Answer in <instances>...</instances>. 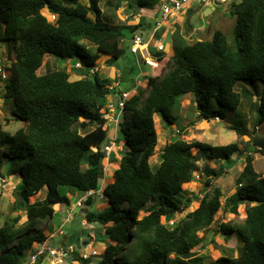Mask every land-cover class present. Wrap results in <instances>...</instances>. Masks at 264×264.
I'll use <instances>...</instances> for the list:
<instances>
[{
  "label": "trees",
  "instance_id": "trees-1",
  "mask_svg": "<svg viewBox=\"0 0 264 264\" xmlns=\"http://www.w3.org/2000/svg\"><path fill=\"white\" fill-rule=\"evenodd\" d=\"M161 2L130 0L128 7L152 10ZM43 10L55 20L49 22ZM228 15L234 20L230 35L216 30L210 40L191 44L175 38L181 42L175 53L160 59L158 68H151L146 78L149 90L139 87L125 102L116 141L123 142L125 152L120 159L110 156V163L117 164L114 181L103 187L101 195L108 205L97 211L92 207L98 204L96 191L105 178L103 149L109 144L104 115L108 100L117 92L90 71L100 55L110 56L112 65L122 59L124 30L132 38L151 25L143 19L134 26L105 22L98 0H0V42L13 43L15 53L4 99L13 102V116L26 123L14 135L0 139L7 144L4 157L18 164L23 183L10 207L13 217L0 226V264H23L36 243L48 240L40 222L53 217L56 205H69V197L62 196L60 188L93 192L84 201V219L101 225L104 235L97 241H110L100 256L81 264H264V175L254 170L249 145L236 178L237 189L223 203L222 191L212 185L222 168L201 170L198 163L202 158L227 163L234 154L242 157L236 143L213 146L177 139L162 147L158 165L150 164L158 140L155 118L176 126L185 95L194 97L203 119H223L222 111L208 106L213 102L234 112L242 95L248 101L253 97L244 87L236 92L235 86L246 82L256 88L260 81L259 101L252 104L254 128L264 123V0H233ZM89 46L95 47L96 55L89 54ZM45 56L76 59L89 76L71 81L72 73L66 68L38 75ZM164 68H168L166 73L159 77ZM86 129L91 130L81 134ZM233 130L239 136L248 133L236 126ZM253 143L256 149L251 152L264 155V143ZM199 172L206 178L209 193L179 223L172 227L161 223L162 217L171 220L198 199L196 195L184 199L182 186ZM44 187L45 198L31 203L30 198ZM240 205L244 206V221L220 227L225 241L238 237L241 245L236 257L221 254L211 260L195 254L193 250L202 242L197 233L208 229L219 211L236 215ZM143 209L146 215L138 218ZM23 216L26 220L20 223ZM47 258L35 264H44Z\"/></svg>",
  "mask_w": 264,
  "mask_h": 264
},
{
  "label": "rangeland",
  "instance_id": "rangeland-1",
  "mask_svg": "<svg viewBox=\"0 0 264 264\" xmlns=\"http://www.w3.org/2000/svg\"><path fill=\"white\" fill-rule=\"evenodd\" d=\"M129 1L130 0H98L102 18L104 19L103 21L110 22L111 24H116L119 26H134L143 19L146 25H151V28L156 26L158 29L154 35L152 43L147 48L148 55H151L150 58H159L160 56H170L171 58V54H174L176 51L175 46L177 44H180V41H182L183 43L191 44L197 40H210L214 31L216 30H220L227 35H230L231 29L234 24V20L228 15L230 5L226 4L229 1L225 3V8H222V6L215 8L212 5V7L214 8V13L211 18L206 17L208 14L202 13V8L200 6L197 7L195 5L193 7V5L189 4L184 8V13H180L178 18H176L175 15L172 16V14L166 19L163 18L162 2L161 4L156 5L152 10H137L133 4L132 8L128 7ZM238 1L239 0H236V2ZM225 11H227V13H225ZM42 13L45 17H47L49 22L55 20L54 17L47 14L46 10H43ZM172 20L177 21L175 24H173V27L171 25ZM151 28L144 29V31H142L144 32L145 36L147 33L149 34V36L151 35ZM171 29H175L174 34H169V31H171ZM123 32L126 37L121 42V48L125 50V54L123 55L122 59L117 61V65H112V63H110V56L100 55L95 64L96 72L100 78L105 79L110 84H113L114 81H118L120 79H122L123 81L127 80L129 74L134 78L137 77L140 82H143L145 80V77H142V75L150 74L153 70H151L150 67L144 64H138L137 57L131 54L129 50L130 32L129 30H124ZM149 36H146L144 40L147 41L149 39ZM172 36H174L173 42L171 41ZM175 38H180V41L175 42L177 40ZM159 43L165 45L166 53L157 52L156 48ZM2 44V47L5 48L6 52H14L13 43L6 41ZM88 52L92 56L96 55L95 47L89 46ZM47 58L48 57L45 56L44 62ZM56 61L58 65L55 64ZM48 62L53 63V67L48 68L49 70H57L63 68L69 70L70 68V72L72 73L70 77L71 81L79 80V78H82L86 75L89 76V71L83 73L82 75L80 70L74 68V65L77 63L76 59L67 60L65 62L57 60L54 57H50V60H48ZM164 62H167V59H165ZM167 69L168 68H164L163 70H161L163 71V73H160L159 77H162L166 73ZM92 70L90 71V74L93 72ZM44 71L45 70L42 67L40 70H37V74L43 75ZM119 71L122 72L121 76L120 74H118ZM158 74L155 73V75L157 76ZM251 84L252 83L239 82L235 86L236 92H240L241 88L244 87L253 94L251 101H248L247 98L242 95L241 104L236 111L231 112L229 110L219 108V106H217L213 102L212 105L208 106L209 110L222 111V113L224 114L223 119H203L201 116H199V111L196 109V101L192 95H185L181 98L180 109L178 112L180 120L176 126H166L162 121H160V119H158V117H156L155 122L157 125L158 140L154 155L150 162L151 166H156L159 164L160 159L158 158V155L162 147L165 144L173 142L177 139H181L188 143L199 141L208 143L213 146L236 143L238 147L243 151L242 157H237V154H234L231 157V162L229 161L227 163L216 162L202 158L198 163L201 170L205 166H208L210 169H214L216 171L220 167L222 168V175L217 179H213L212 185L214 187H219L222 191L223 197L221 198V203H223L225 198L235 193L237 189L236 178L243 170L244 155L250 151L246 149V145H249L251 147V151L252 149L254 151L256 147L254 146L253 142L258 143L259 145L261 143H264V123L254 128L256 114L252 106L254 102L258 103L259 101V97L261 94L260 88L262 90V83L260 81H257L256 84L258 85L256 86V88H251ZM123 86L124 85L122 84L120 86H115V89L119 90L120 88H124ZM125 86L129 85L125 83ZM141 87L149 90V87L146 86V82H144ZM113 99H115V96L112 94L109 100L112 101ZM0 106V139L6 138L7 136H12L18 130L25 128L26 123L13 116V102L10 99L3 98L0 101ZM107 107L108 109L110 108L109 105H107ZM233 126L244 129L248 131V133L244 136H239L233 130ZM180 128L184 129L180 133H176L175 130H179ZM90 130L91 129L80 130V132L81 134H84ZM107 135L109 138V142L115 144V147H112L111 149L110 156L113 159H120L125 152V148L122 144L123 142H116V139H120L118 127L116 128L113 123H109L107 125ZM6 148L7 144H1L0 142V176L4 177L7 180L6 183H1L0 185V226L4 224V221L8 217H13V214L10 211V207L14 201V197H16V193L20 192L23 189V183L18 172V164L12 165V163L9 162L3 155V151L6 150ZM251 151L250 153L253 157L254 170L256 171V173L262 176L264 175V155ZM192 152L195 153V150L193 149ZM109 160L108 158H105L104 160V169L106 170V173H108V177L106 178L105 176V178L102 179L103 181H101L100 185L98 186V190L96 191L95 195L98 200V204L96 207H92L97 211L105 208L104 203L107 202L101 195L103 187H105L108 183H112V181H114L112 175L115 168L117 167V164H111ZM197 176H199V179H197ZM205 179L206 178L202 174V172H199L193 177V180L191 182L184 184L182 186V189L185 192L184 199L188 197L191 198V195H196L198 199L193 200L189 207L183 213L175 215L171 220L165 221V218L162 217L161 223H167L168 226L170 225L172 227V224H177L182 219H184L186 213L195 210L198 207L203 195L209 193L210 191L209 188L204 186ZM14 188L16 190H13ZM59 193L62 196L69 197L70 203L69 205H57L56 209L58 210L60 208H65L66 210L56 212L52 218L43 220L40 222V224L44 226L48 225V228L50 229L46 228L47 234L50 235L52 231L56 232V235L54 237L48 239L49 246H53V248H63L59 243L60 240H62L65 241L66 246L70 245L72 247V250L74 251V260H72V257L67 258V264H81V254L86 251L84 250L83 245L78 244V238H80L83 234H89L91 232V229L82 224L83 214L81 209L76 206V203L82 197V194L77 191L71 192L67 188H60ZM45 196L46 188L44 187L37 195L30 198V202L32 203L37 200H42L45 198ZM69 206H74V208L71 210ZM148 206L149 205H147L146 207ZM81 207H83V209L86 208L85 204L83 203ZM72 212H74V214H72ZM66 213L72 215L73 221H66ZM146 213L147 212L145 209L141 210L139 212L138 218L144 217ZM244 219L245 213L243 205H240L238 207V213L236 215L228 214L224 211H219L214 217V222L212 223V225L208 229L199 231L197 233L199 237H202V242L193 250L195 254L205 256L207 259L211 260L217 259L219 256H221V254H229L232 257H236V249L241 245L238 241V237L232 236L231 239L225 241L220 227L221 224H241ZM25 220L26 219L23 216L20 220V223H24ZM60 224L62 225V228L59 227ZM96 224V228H98L96 230L97 238L99 239V237H101L99 235L101 233L102 235L104 234L102 230H99V224ZM60 228L66 234L65 237L58 236V229ZM92 232L95 231L92 230ZM102 237L104 238L105 236ZM97 243L98 245L94 249L97 250L99 254L98 256H100L101 249H99L98 247H104L106 242L97 241ZM75 257H78V259Z\"/></svg>",
  "mask_w": 264,
  "mask_h": 264
},
{
  "label": "built area",
  "instance_id": "built-area-1",
  "mask_svg": "<svg viewBox=\"0 0 264 264\" xmlns=\"http://www.w3.org/2000/svg\"><path fill=\"white\" fill-rule=\"evenodd\" d=\"M194 1H199L205 5H219V4H224L229 0H164L162 4L163 18L165 19L171 14L180 13L187 5H189L191 2ZM156 30L157 28H154L151 35L150 36L148 35L149 39L148 42L145 44H144L143 35L135 34L131 39L130 53L137 55L138 51H140L142 47L146 49L149 46V43L153 40ZM163 50H164L163 45L159 44L157 46V51H163ZM13 60H14L13 54L11 55V52H6L5 49L0 46V101L2 100V97L6 91V87L10 77L8 69L11 67ZM145 62L147 65L150 66L155 65L153 61L148 59H146ZM74 67L76 69H82L81 65L78 63ZM130 95L131 93L129 91L121 92V95L117 102V109L119 110V114L123 111L124 104L126 100L130 97ZM108 119L110 121H114L115 123H117L118 120V118L114 120L112 117H109ZM113 146H114L113 143H109L107 146L104 147V153L106 158H109ZM197 179H199V176H197ZM4 182L5 181L3 180V178L0 177V185L1 183ZM92 194L93 192H88L84 194L83 198L80 199L77 205L81 207L82 203L84 204V201L86 200L87 196ZM34 246H35L34 251L28 254L23 264H35L38 261V259H40L41 257L50 258L52 264H67L66 259L69 257L72 258L74 257V251L72 250V247L51 248L47 246L46 242L36 243ZM84 250L86 252L81 254V259L83 261L89 259L90 257H95L98 255L97 251L90 247V244L84 245Z\"/></svg>",
  "mask_w": 264,
  "mask_h": 264
},
{
  "label": "crops",
  "instance_id": "crops-1",
  "mask_svg": "<svg viewBox=\"0 0 264 264\" xmlns=\"http://www.w3.org/2000/svg\"><path fill=\"white\" fill-rule=\"evenodd\" d=\"M232 2V0H229V2L226 4V5H229V3H231ZM190 5H193V7L196 5L197 7H201L202 8V13H206V14H208L206 17H208V18H211V16H213V13H214V8L212 7V5H205V4H203V3H201V2H199V1H196V2H191L190 3ZM188 6V5H187ZM215 8H218V7H220V6H222V8H225V6L224 5H213ZM217 6V7H216ZM181 13H184V10L181 12ZM225 13H227V11H225ZM224 13V14H225ZM223 14V15H224ZM176 16V18H178V16L180 15V13H177V14H173L172 16ZM204 20V19H203ZM177 21L176 20H172V22H171V25H172V27H173V24H175ZM175 33V29H171V31H169V34H174ZM165 36H166V34H165ZM164 36V37H165ZM164 37H163V39H164ZM172 42L174 41V36H172V40H171ZM3 42H1V46H3V44H2ZM166 49V48H165ZM48 58L46 59V61L45 62H43V65L39 68V70L43 67L44 68V74L46 73V71L48 70V68H52L53 67V63H49L48 62V60H50V56H47ZM51 58H53V57H51ZM48 62V63H47ZM66 62V61H65ZM55 64L56 65H58V63H57V61L55 62ZM55 65V66H56ZM67 66V65H66ZM52 70H54V69H52ZM95 70H96V68H95ZM68 71H70V68H69V70ZM142 73V72H141ZM43 74V75H44ZM81 74H82V71H81ZM118 74H120V76H121V71H119V73ZM128 75V74H127ZM131 77V78H130ZM115 78V77H114ZM137 78V77H136ZM136 78H134L133 76H130V74L128 75V77H127V80H122V79H120V80H118V81H114V83L113 84H110L109 83V85H110V88L111 87H113L114 85L115 86H120L121 84L122 85H124L123 87L124 88H120L119 90H117L118 92H120L121 90H123V89H128V88H131L132 86H133V84L135 83V82H137V83H141L140 81H139V79H136ZM80 79V78H79ZM122 80V81H121ZM125 83H127L129 86H125ZM114 95V94H113ZM117 95L118 94H116V95H114L115 96V99H113L112 101H108V103H107V105H109L110 106V109L112 108V107H115L116 106V98H117ZM106 105V106H107ZM112 105H114V106H112ZM117 112V111H116ZM115 115H116V113H115ZM175 133V132H174ZM104 176H106V178L108 177V173H106V170H105V174H104ZM113 182V181H112ZM82 194V197L80 198V199H82L83 198V193H81ZM80 199L77 201V203H76V206L77 207H79L77 204L79 203V201H80ZM70 203V202H69ZM104 205H105V207L108 205L107 203H104ZM70 207V209L72 210L73 208H74V206H69ZM57 208V205L55 206V208H54V214L56 213V212H58V211H64V210H66L65 208H60V209H56ZM80 209H81V211L83 210V207H79ZM72 214H74V212H72ZM83 214V213H82ZM54 216V215H53ZM72 215H70L69 213H66V217H65V219H66V221L67 222H69V221H73L72 220ZM82 224L84 225V226H86V227H88L89 229H91V232L89 233V234H83L80 238H78V244L79 245H86V244H90V247L92 248V249H94L97 245H98V243H97V232H96V230L98 229V228H96L97 227V224L96 223H87V221L84 219V216H83V219H82ZM59 227H61L62 228V225L60 224L59 225ZM93 227H95V228H93ZM40 228H42L43 230H45L46 231V228H48V225L47 226H44V225H41L40 224ZM61 228L60 229H58V236H62V237H65L66 236V234L61 230ZM48 229H50V228H48ZM92 230L93 231H95V232H92ZM99 230H102V228H101V225H99ZM47 232V231H46ZM103 232V231H102ZM56 232H54V231H52L51 232V234L49 235V237H48V239L49 238H52V237H54L56 234H55ZM102 234V233H101ZM101 234L99 235V236H101ZM103 238V237H102ZM59 241V240H58ZM57 241V242H58ZM107 242H110L109 240H106V243ZM60 245H62V247H64V248H67V247H69V246H66L65 245V241H62V240H60ZM46 244H47V246H49L48 245V240L46 241ZM35 247V246H34ZM49 247H51V246H49ZM51 248H53V246L51 247ZM99 249H101V251L104 249V247H98ZM97 248V249H98ZM94 250H96V249H94ZM97 251V250H96ZM50 261H51V259L50 258H47V260H46V262H44V264H49L50 263Z\"/></svg>",
  "mask_w": 264,
  "mask_h": 264
},
{
  "label": "clouds",
  "instance_id": "clouds-1",
  "mask_svg": "<svg viewBox=\"0 0 264 264\" xmlns=\"http://www.w3.org/2000/svg\"><path fill=\"white\" fill-rule=\"evenodd\" d=\"M233 1V0H232ZM163 2H164V0H162V4H163ZM194 2H196V1H194ZM219 5H225V3L224 4H219ZM230 5V4H229ZM184 10V9H183ZM182 12V11H181ZM180 12V13H181ZM175 14H177V13H175ZM172 15V14H171ZM170 16V15H169ZM168 16V17H169ZM52 17H54V16H52ZM55 18V17H54ZM166 19V18H165ZM154 28H157L156 26H154V27H152L151 28V30L153 31V29ZM158 29V28H157ZM144 31V30H143ZM157 31V30H156ZM142 34L143 35V38H145L146 36H148L149 34L147 33L146 34V36L144 35V32H136L135 34ZM134 34V35H135ZM133 35V36H134ZM133 36H132V38H133ZM131 37H130V47H131V39H132ZM153 41V40H152ZM152 41L149 43V46H150V44L152 43ZM148 42V40L147 41H145L144 40V44L145 43H147ZM159 44H161V43H159ZM158 44V45H159ZM157 45V46H158ZM163 45V44H162ZM0 46H1V42H0ZM148 46V47H149ZM2 47V46H1ZM130 47H129V50H130ZM147 47V48H148ZM163 47H164V50L163 51H157V52H160V53H166L165 52V45H163ZM2 48H4V47H2ZM147 48L145 49V48H141V50L140 51H138V53H137V55H135L136 57H137V62H138V64L139 65H141V64H144V65H146V66H148V67H150V69L151 68H158L159 67V61H160V59H162L163 58V56L161 57H159V58H156V57H154V58H150V56L148 55V53H147ZM5 49V48H4ZM156 50H157V48H156ZM12 54H14V59H15V53L14 52H11ZM134 55V54H133ZM146 59H148V60H151V61H153L154 63H155V65L154 66H150V65H147L146 64ZM120 60V59H119ZM14 61V60H13ZM77 64V63H76ZM75 64V65H76ZM79 64V63H78ZM74 65V66H75ZM81 65V64H80ZM82 67V66H81ZM75 68V67H74ZM76 69V68H75ZM78 70H80V71H82V75H83V72H84V68L82 67V69H78ZM93 72H96V70L94 71V69L92 70ZM92 72V73H93ZM91 73V74H92ZM163 73V72H162ZM161 73V74H162ZM149 76V74H143L142 75V77H145V80L143 81V82H141V83H137V82H135L134 84H133V86L131 87V88H128V89H123V90H121L120 92H118L116 89H115V86H113V87H111L110 88V85H109V89H115V91L117 92L116 94H118L117 95V98H116V106L115 107H112L111 109L109 108L108 109V111L106 112V114L104 115V118L106 119V116H107V125L110 123H113L115 126H116V128L118 127V125H119V123L121 122V120H122V113H123V111L119 114V110L117 109V102H118V100H119V97H120V95H121V92L122 91H129L130 93H131V95H132V93L134 92V91H136L139 87H141L142 86V84L144 83V82H146V86H147V81H146V78ZM83 78V77H82ZM9 79H10V77H9ZM81 79V78H80ZM136 79H138V78H136ZM8 82H9V80H8ZM142 88V87H141ZM146 88V87H145ZM6 89H7V87H6ZM6 92V91H5ZM5 94V93H4ZM116 94H114V95H116ZM130 95V96H131ZM4 98V95H3V97H2V99ZM130 98V97H129ZM128 98V99H129ZM127 99V100H128ZM126 100V101H127ZM117 111V112H116ZM1 113V112H0ZM115 113H116V115H115ZM118 115H119V117H118ZM109 117H112L114 120H116L117 118H118V120H117V123H115L114 121H110L108 118ZM217 119H219V118H217ZM175 132L176 133H178V130H175ZM119 133V132H118ZM116 141H117V139H116ZM110 143V142H109ZM114 144V143H113ZM108 145V144H107ZM106 145V146H107ZM113 147H115V144H114V146ZM103 152H104V149H103ZM105 154V153H104ZM110 155H111V153H110ZM110 155H109V158H110ZM106 158V157H105ZM109 158H108V160H109ZM104 173H105V169H104ZM0 177H2V176H0ZM3 178V180L5 181L4 183H6L7 182V180L4 178V177H2ZM15 189V188H14ZM13 189V190H14ZM84 195V194H83ZM46 242V241H45ZM89 244V243H88ZM87 245V244H86ZM69 247H71V246H69ZM83 247H84V245H83ZM34 248V247H33ZM98 253V252H97ZM99 255V254H98ZM97 255V256H98ZM28 256V255H27ZM96 256V257H97ZM92 258V257H91ZM81 259V258H80ZM90 259V258H89ZM72 260H74V257L72 258ZM81 261H83L82 259H81ZM85 261V260H84Z\"/></svg>",
  "mask_w": 264,
  "mask_h": 264
},
{
  "label": "water",
  "instance_id": "water-1",
  "mask_svg": "<svg viewBox=\"0 0 264 264\" xmlns=\"http://www.w3.org/2000/svg\"><path fill=\"white\" fill-rule=\"evenodd\" d=\"M118 60H119V59H118ZM91 80H92V81H95L93 77H91Z\"/></svg>",
  "mask_w": 264,
  "mask_h": 264
}]
</instances>
